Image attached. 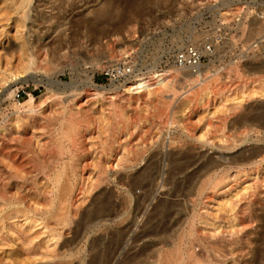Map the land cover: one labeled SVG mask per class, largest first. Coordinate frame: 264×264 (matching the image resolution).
I'll list each match as a JSON object with an SVG mask.
<instances>
[{
    "label": "rangeland",
    "instance_id": "1",
    "mask_svg": "<svg viewBox=\"0 0 264 264\" xmlns=\"http://www.w3.org/2000/svg\"><path fill=\"white\" fill-rule=\"evenodd\" d=\"M131 1L0 0V264H264V163L240 172L242 153L264 156V0ZM206 41L198 91L173 55ZM119 62L135 72L110 81ZM167 70L157 97L127 91ZM71 87L94 95L65 101ZM210 176L222 190L202 194Z\"/></svg>",
    "mask_w": 264,
    "mask_h": 264
},
{
    "label": "bare ground",
    "instance_id": "2",
    "mask_svg": "<svg viewBox=\"0 0 264 264\" xmlns=\"http://www.w3.org/2000/svg\"><path fill=\"white\" fill-rule=\"evenodd\" d=\"M131 3H132V6L134 7V9H135V6L137 7L138 6V8H139V3L136 1V0H132L131 1ZM139 4V5H138ZM142 5V4H141ZM21 8H22V11L20 12V18H18L16 21H15V26H16V28H17V32H20V28L21 27H26V22H27V20L30 18V15H29V11L28 10H26V8H25V6L22 4L21 6H20ZM142 8V7H141ZM135 10H137V9H135ZM139 10V9H138ZM137 10V11H138ZM143 10V9H142ZM140 11V10H139ZM111 14H112V11L111 10H106V11H104L103 12V17L105 18V19H108V18H110V16H111ZM142 14V13H141ZM140 14V15H141ZM75 22V21H74ZM73 22V23H74ZM85 27L86 26H84V28L83 29H85ZM87 28V27H86ZM82 30V29H81ZM80 30V31H81ZM90 30V29H89ZM108 32L109 31H103V33H101V34H103V35H108ZM21 33L23 34V36H22V38H23V42H22V45H21V47H20V51H27V57H28V66H27V68L28 69H30V67L31 66H33L34 64H35V59H37L36 58V52H37V50H38V46L35 44V42H34V39H33V31H32V27H28L27 28V30H26V32H24V31H21ZM94 34H95V32H93ZM63 34H65V33H63ZM96 35H98L97 33H96ZM5 36H8V33L6 32V31H4V30H1L0 31V38H3V37H5ZM93 37V36H92ZM99 39L100 38H102L103 36L101 35V37H99V36H97ZM35 38V37H34ZM76 38V37H75ZM74 38V39H75ZM63 39V38H62ZM61 39V40H62ZM94 39V38H93ZM0 41H1V39H0ZM96 41V40H95ZM94 41V42H95ZM62 42V41H61ZM63 51V50H62ZM203 52H205V50L203 51ZM203 64L204 63H202V65H201V70L203 69ZM178 67V66H177ZM182 70V68L181 67H178V69L176 68L175 70H174V72H176V73H181V70ZM183 70H190V69H183ZM198 72V77L197 78H195L194 79V82H195V84L196 85H198V86H200V85H204V83H206V82H208L209 81V77H211V76H209V77H206V78H204L203 77V72L202 73H199L200 72V70L199 71H197ZM216 74H218V72L216 71L213 75H216ZM187 75H189L190 77L193 75V73L192 72H188V74ZM212 75V76H213ZM177 79V76H173V72H171L170 70H167V71H165V72H160V73H156V74H154L153 76H150V77H138V78H136L133 82H129V84H130V86L128 85V88H127V91H129L131 94H133V95H136L137 97H141V96H143V95H152L153 96V98H155V97H157L159 94H161V93H163L164 91H167V90H169V89H171L172 88V85H173V81H175ZM49 80V79H48ZM92 80V82H93V85H95V83H94V80L93 79H91ZM63 83V82H62ZM66 83V82H65ZM67 85H69V84H67ZM72 86H74V85H72ZM198 86H197V88H198ZM68 87V86H67ZM97 87V86H96ZM104 88V87H103ZM204 88H206L207 89V85L205 84L204 85V87H202V88H200V90H198V91H202ZM257 88V87H256ZM262 88V87H261ZM97 89V88H96ZM115 89H118V88H115ZM195 88H190V89H188V92L190 93L192 90H194ZM205 89V90H206ZM204 90V91H205ZM99 91V90H98ZM252 92V91H251ZM91 93V92H90ZM90 93H88V92H83V91H80L79 90V88L77 87H71L70 88V93L67 95V98L65 99V101H68L69 99H72L73 101H75L76 103H78V101H79V103L84 99V98H89L90 96H92V95H94V94H90ZM104 93V92H103ZM187 93V92H186ZM261 93V92H260ZM95 94H99L100 95V93L99 92H96ZM102 94V93H101ZM174 95V94H173ZM190 95H191V93H190ZM175 96V95H174ZM174 96H172V97H174ZM192 96V95H191ZM227 97V96H226ZM244 97V96H243ZM113 98V97H112ZM192 98H193V96H192ZM136 99H138V98H136ZM30 101L31 100H28L26 103H30ZM227 101H228V99H227ZM85 102V101H84ZM230 102H232V101H230ZM68 103V102H67ZM253 103V102H252ZM66 104V103H65ZM236 104V103H235ZM66 105H68V104H66ZM232 105V104H231ZM30 106H32V104L30 105ZM263 106V105H262ZM68 107V106H67ZM250 108H252V106L250 105L249 106ZM228 108V107H227ZM248 108V107H247ZM65 109H67V108H65ZM256 109V108H255ZM40 110V109H39ZM148 110V109H147ZM233 110H234V108H233ZM254 110V109H253ZM235 111V110H234ZM250 111V110H249ZM235 113H236V111H235ZM248 113H250V112H248ZM144 114V113H143ZM237 114L238 113H236V116H237ZM72 115L73 116H75L73 113H72ZM239 115V114H238ZM241 115V114H240ZM245 115H246V117L245 116H242V117H245V119L247 118V112L245 111ZM262 115V114H261ZM169 116V115H168ZM241 116H239V117H241ZM255 116H256V114H255ZM263 116V115H262ZM251 118H254V117H252V116H250ZM250 117H248L249 119H250ZM264 117V116H263ZM258 118H261L260 116L258 117ZM241 119V118H240ZM243 119V118H242ZM248 119V120H249ZM256 119V118H255ZM252 120V119H251ZM261 120V119H260ZM159 121H160V123H162V124H167L168 122H169V119L167 120L166 118H165V116L164 115H161V117H160V119H159ZM238 121H240L239 119H238ZM245 121V120H244ZM253 121V120H252ZM257 121H259V120H257ZM73 122V121H72ZM171 122V121H170ZM172 122H173V120H172ZM261 122H262V120H261ZM211 123V120L209 121V124ZM241 123V122H240ZM67 124H68V122H67ZM212 124V123H211ZM210 124V125H211ZM60 125V124H59ZM241 125H242V123H241ZM69 127V126H68ZM66 129V128H65ZM249 129V131L248 132H246L245 133V138H248L249 136H250V133H251V131H255L254 130V127H251V128H248ZM256 129V128H255ZM263 129H264V123H263ZM67 130V129H66ZM245 130V129H244ZM262 130V129H261ZM241 131V130H240ZM246 131V130H245ZM58 132V131H57ZM98 133V132H97ZM243 134V133H242ZM241 135V134H240ZM130 136V135H129ZM201 136V135H200ZM63 137V136H62ZM201 137H203V135L201 136ZM222 138V137H221ZM237 139H239L238 137H236ZM235 138V139H236ZM243 138V137H242ZM236 139V140H237ZM246 140V139H245ZM160 141V140H159ZM162 141H163V139H162ZM240 141H243V140H241L240 139ZM196 142V141H195ZM255 142V141H254ZM202 143V142H201ZM235 144V143H234ZM149 145V144H148ZM154 145V144H153ZM212 145H214V144H212ZM223 145V144H222ZM232 145V144H231ZM231 145L229 146V145H227L229 148L231 147ZM236 145V144H235ZM206 146V145H205ZM219 146V145H218ZM59 147V146H58ZM63 147V146H62ZM82 148H84V146L82 145L81 146ZM228 147H226V148H228ZM66 148V147H65ZM221 148V147H220ZM61 149V148H60ZM222 149V148H221ZM224 149V148H223ZM62 151V150H61ZM68 152V151H67ZM52 154V153H51ZM243 154V158H242V161H244L245 163L243 164V166H241L240 168V172H244V171H246L247 169H249V170H256V169H259L262 165H263V163H264V156H262L261 158H260V155H262L261 154V152L259 153L258 151H254V152H251V153H249L248 155H245V153H242ZM124 157V156H123ZM220 157H223V156H219V158ZM52 158V157H51ZM187 158V157H186ZM218 158V157H217ZM223 158H225V157H223ZM132 159H134V158H132ZM226 159H227V157H226ZM118 161V160H117ZM166 162V161H165ZM135 163V162H134ZM104 164V163H103ZM110 165V164H109ZM95 166V165H94ZM122 166V165H121ZM167 166V165H166ZM60 167V166H59ZM169 167V166H168ZM203 167V166H202ZM115 168V167H114ZM148 169V168H147ZM126 170V169H125ZM41 171V170H40ZM59 171V170H58ZM48 173H51L50 172V170H49V172ZM108 173V172H107ZM244 176L246 175V173L245 174H243ZM154 176V175H153ZM57 177V176H56ZM103 177V176H102ZM246 177V176H245ZM152 178V174H151V172H149V171H141L135 178H134V181L132 180V183H131V187H137V186H143L144 184H147L148 183V181H150L149 179H151ZM220 178V177H219ZM218 178V176H210V177H208V179L206 180V185H205V187H204V189L202 190V194L205 192V190H206V188H207V190H208V188H213V189H215V190H217V192L218 191H221L222 190V186H223V182H222V180H220ZM50 179V178H49ZM57 179V178H56ZM172 179V178H171ZM225 179V178H224ZM166 181H168V180H166ZM65 182H66V180H65ZM126 183V182H125ZM150 183V182H149ZM69 185V184H68ZM124 185V184H123ZM127 185V184H126ZM148 185V184H147ZM146 185V186H147ZM66 186V185H65ZM130 186H128L129 188H130ZM145 186V185H144ZM145 186V187H146ZM70 187V186H69ZM144 187V188H145ZM154 187V186H153ZM133 188V189H134ZM143 188V189H144ZM126 189V188H125ZM246 189V188H245ZM132 190V189H131ZM60 192H61V190H60ZM127 192L129 193V196H131L130 195V189H128L127 190ZM149 192V191H148ZM6 193V192H5ZM160 194V193H159ZM167 194V193H166ZM146 195H147V193H146ZM64 196V198H65V195H63ZM63 196H62V198H63ZM139 197V196H138ZM142 197V196H141ZM143 197H144V194H143ZM142 197V198H143ZM126 198H128V197H126ZM173 199V198H172ZM143 200V199H142ZM142 200H141V202H142ZM157 200V199H156ZM56 201V200H55ZM128 201V200H127ZM13 202V201H12ZM16 202V201H15ZM162 202H163V200H162ZM14 203V202H13ZM60 203V202H59ZM52 204H53V202H52ZM151 206V205H150ZM49 207V206H48ZM20 208V207H19ZM29 209V208H28ZM22 210V209H21ZM21 210H19V212L21 211ZM99 215L101 216L102 214H103V210H102V208H100L99 207ZM57 211H59V210H57ZM25 213V212H24ZM37 213V212H36ZM44 213V212H43ZM48 213V212H47ZM7 214V213H6ZM9 214V213H8ZM59 214V213H58ZM53 216H55V215H53ZM62 216V215H61ZM108 217H109V215H107ZM111 216H112V214H111ZM56 218V217H55ZM68 218V217H67ZM119 218V217H118ZM128 218V217H127ZM51 219H52V217H51ZM102 219H104L103 218V216H101L100 218H99V220H102ZM54 220V219H53ZM112 220V219H111ZM34 221H35V218H34ZM71 221V220H70ZM110 221V220H109ZM65 222H66V220H65ZM69 222V221H68ZM67 222V223H68ZM103 223V222H102ZM22 224V223H21ZM60 224H62V223H60ZM63 225V224H62ZM65 225V224H64ZM66 226V225H65ZM97 226V225H96ZM58 229V228H57ZM46 232V231H45ZM61 233V232H60ZM60 236H61V234H59ZM28 241V240H27ZM98 244V243H97ZM52 256V255H51ZM53 257V256H52ZM45 258V257H44ZM62 264V263H61ZM64 264V263H63ZM66 264H68V263H66ZM97 264V263H96ZM98 264H100V262L98 263ZM163 264V263H162Z\"/></svg>",
    "mask_w": 264,
    "mask_h": 264
},
{
    "label": "built area",
    "instance_id": "3",
    "mask_svg": "<svg viewBox=\"0 0 264 264\" xmlns=\"http://www.w3.org/2000/svg\"><path fill=\"white\" fill-rule=\"evenodd\" d=\"M216 39L220 40V38ZM210 41H206L200 44V46L189 44L178 49L173 55V63L182 69H190L193 72L201 70L202 63L209 61V56L203 51L207 50L208 52H212L214 49V45L211 44ZM134 72L135 67L133 64L129 62H119L108 66L104 74L108 76L110 81H123L132 76ZM18 97H20L19 94Z\"/></svg>",
    "mask_w": 264,
    "mask_h": 264
}]
</instances>
